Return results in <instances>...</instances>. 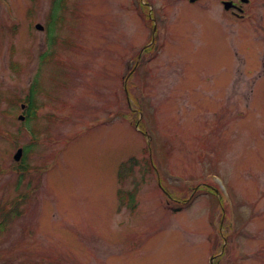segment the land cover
Here are the masks:
<instances>
[{"label":"rangeland","instance_id":"obj_1","mask_svg":"<svg viewBox=\"0 0 264 264\" xmlns=\"http://www.w3.org/2000/svg\"><path fill=\"white\" fill-rule=\"evenodd\" d=\"M6 1L0 221L20 213L0 264H264V63L242 24L217 0H58L50 42L53 0Z\"/></svg>","mask_w":264,"mask_h":264},{"label":"flooded vegetation","instance_id":"obj_2","mask_svg":"<svg viewBox=\"0 0 264 264\" xmlns=\"http://www.w3.org/2000/svg\"><path fill=\"white\" fill-rule=\"evenodd\" d=\"M217 3L225 15L242 24L241 38L247 43L245 48L250 53L249 55L247 52L248 57L264 63V0H217ZM251 37H256L257 40L252 41Z\"/></svg>","mask_w":264,"mask_h":264},{"label":"trees","instance_id":"obj_3","mask_svg":"<svg viewBox=\"0 0 264 264\" xmlns=\"http://www.w3.org/2000/svg\"><path fill=\"white\" fill-rule=\"evenodd\" d=\"M59 1L58 0H54L53 6L50 9L49 12V16H48V21H47V28L49 31V36H52V38L55 37V32L58 28V26L55 28L53 21H54V17L57 15L58 12V7H59ZM36 88V81L33 80V82L31 83V87H30V93L29 96L26 99L27 102V106L25 107V119L26 121L32 119L34 117L33 113H34V108H37L38 104L36 102L35 99V95L38 91H34ZM29 151V149L25 150V153H27ZM25 159V155L23 160ZM22 160V161H23ZM27 169L26 166H23V170L25 171ZM131 169V168H130ZM129 169L127 167H121L120 171H119V177H123L125 175V173H128ZM122 192V191H121ZM135 194L136 191L132 190V191H126L123 195H121L120 197V203L122 205L127 206L128 208H130L131 210H133L135 208ZM20 213L18 206L14 205V207L12 209L9 210H2V217H1V221H0V229L1 227L4 226L5 222L7 219H11L14 216H18Z\"/></svg>","mask_w":264,"mask_h":264},{"label":"water","instance_id":"obj_4","mask_svg":"<svg viewBox=\"0 0 264 264\" xmlns=\"http://www.w3.org/2000/svg\"><path fill=\"white\" fill-rule=\"evenodd\" d=\"M36 27L39 28V29H42V26H41L40 24H36ZM22 107H23V105H22ZM19 118H20V119H23L24 116H23V115H20ZM21 155H22V148H18V149L16 150L15 154H14V159H15V160H19L20 157H21Z\"/></svg>","mask_w":264,"mask_h":264}]
</instances>
